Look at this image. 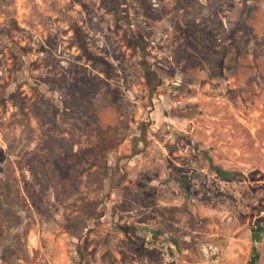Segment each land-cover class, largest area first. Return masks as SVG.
<instances>
[{
  "label": "rangeland",
  "instance_id": "obj_1",
  "mask_svg": "<svg viewBox=\"0 0 264 264\" xmlns=\"http://www.w3.org/2000/svg\"><path fill=\"white\" fill-rule=\"evenodd\" d=\"M263 219L264 0H0V264H264Z\"/></svg>",
  "mask_w": 264,
  "mask_h": 264
},
{
  "label": "trees",
  "instance_id": "obj_2",
  "mask_svg": "<svg viewBox=\"0 0 264 264\" xmlns=\"http://www.w3.org/2000/svg\"><path fill=\"white\" fill-rule=\"evenodd\" d=\"M220 174L225 179H230V178H232L234 176V172L233 171L225 170V169H220ZM263 226H264V224H263ZM255 251H256V255H255V257H254V259H253L251 264H257L258 260L260 258V253H259L257 247L255 248Z\"/></svg>",
  "mask_w": 264,
  "mask_h": 264
}]
</instances>
